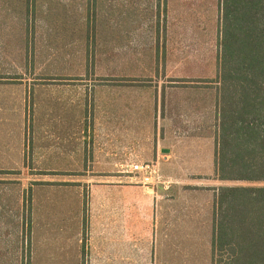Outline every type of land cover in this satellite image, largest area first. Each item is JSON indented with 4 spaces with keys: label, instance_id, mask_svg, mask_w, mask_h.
<instances>
[{
    "label": "crops",
    "instance_id": "obj_1",
    "mask_svg": "<svg viewBox=\"0 0 264 264\" xmlns=\"http://www.w3.org/2000/svg\"><path fill=\"white\" fill-rule=\"evenodd\" d=\"M34 1L19 3L21 8L27 9L20 18L21 24L30 25L24 28L28 32L25 41L30 46L26 52L34 51L35 55V62L29 65V70L56 73L43 75L56 79H43L32 98L37 110L31 113L30 121L31 125L39 127L44 147H94L97 125L94 122L84 124L83 121L92 115L79 111V87L69 76L68 80L63 79L64 72L80 69L75 56L80 55L82 48L87 49L83 52L87 56L94 50L101 53L102 49L103 55L108 57L106 62L94 65L89 71H118L130 86L144 78L145 72L171 73V78L185 83L187 77L176 76V73L207 71V59L198 57L202 35L206 44L205 32L200 27L194 30L191 27V24L202 23V18L187 15L193 5L200 7L205 0H104L108 3L107 12L97 17L76 15L77 6L64 0H38V7L54 9L56 14L33 18L29 10ZM218 1L212 0L213 7L218 8ZM149 6H163L167 14L145 16L144 9ZM65 8L75 11L74 15L65 16ZM117 12L121 14L117 15ZM98 32L104 34L103 40L97 38ZM193 39H196L195 53L189 49ZM217 65L211 71H218ZM0 82L11 83L6 79ZM119 104L117 111L113 109L104 113L105 147H142V137L146 134L156 135L157 130H165L162 135L167 137L178 134V131L183 135L191 127L192 120L187 115L160 119L156 126V120L151 118L145 122L142 118V101L122 97ZM81 126L83 130L87 127V135L82 133V137H88L87 141L81 139ZM81 140L84 141L82 144ZM36 143L35 140L34 145ZM212 169L209 177L205 178V185L180 179L168 188L159 184L145 186L134 177L82 179L84 183L91 184L88 208L82 219L80 209L63 210L61 221L67 224L61 229L62 234L67 232V240H78L77 250L79 244H83V258L66 244L67 247L63 248L71 251L66 260L71 261L67 263L61 258L55 263L47 262L43 258L38 259L31 247L25 264H213L211 243L216 197L219 188L228 184L215 176V158ZM168 180L171 179L165 181L170 183ZM72 181L56 180L61 183ZM201 186L204 189L199 188ZM70 215H75L72 222H76L72 235L68 225ZM30 233L32 236V228ZM80 235H83L82 241Z\"/></svg>",
    "mask_w": 264,
    "mask_h": 264
},
{
    "label": "rangeland",
    "instance_id": "obj_2",
    "mask_svg": "<svg viewBox=\"0 0 264 264\" xmlns=\"http://www.w3.org/2000/svg\"><path fill=\"white\" fill-rule=\"evenodd\" d=\"M22 1L0 2V80L11 81L0 82V264H25V259L30 256L31 247L38 259L43 258L47 262L55 263L57 259L64 258L68 263L71 260L66 259L69 258L71 251L63 247H67L66 244L72 246V250L78 251L83 258L84 246L79 244L77 250L78 240L75 238L67 240V232L62 234L61 228L67 223H62L61 214L63 210L80 209L81 219L84 217L88 208V188L91 184L84 183L82 179L99 176L138 179L141 175L130 173L129 165L149 163L162 179L172 180V182L168 180L170 185L180 179L188 183L206 184L205 178L212 173V166L214 168L218 134L216 101L220 83L216 82L217 71L211 70L218 64L221 53L219 46L221 10L213 7L212 0H205L200 7L193 5V9L187 12V15L202 18V23L191 24V27L193 30L200 27L202 32H205L206 44L202 35L201 54L198 57L206 58L208 62L207 71L176 73V76L187 77L185 83H181L180 79L171 78L173 76L171 73L145 72L144 78L130 86L125 83L122 73L118 71L98 69L89 71L94 65L106 62L108 57L103 55L102 49L101 53L94 50L88 56L84 54L87 49H80V55L75 56L80 69L64 72L63 79L68 80L69 76L70 80L75 81L74 85L79 87V111L92 115L83 121L84 124L94 122L97 125L94 129V147L92 145V147H44L39 127H34L30 121L31 113L37 110L33 106L32 98L36 88L43 83V79H56L43 75L56 73L29 70V65L35 62V55L34 51L26 52L30 46H27L25 41L28 32L24 31V28L30 25L21 24L22 14L27 13L26 8L19 6ZM64 2L70 5L74 3L77 6L76 15L80 16L97 17L107 12L108 3L104 0ZM32 5L29 15L33 18L56 14L53 12L54 9L38 7V0L32 2ZM74 13L71 9L65 8L63 14L68 16ZM166 14L167 9L163 6L158 8L149 6L144 9L145 16ZM31 27L32 34L34 30L33 26ZM103 36L104 34L100 32L97 38L103 40ZM195 45L196 39H193L192 47L189 48L193 50V52L190 50L191 53H195ZM77 86H74V89ZM123 87L125 89H122ZM122 97L142 101L141 116L143 115L145 122L152 118L153 121L156 120L157 126L160 119L187 115L192 120L191 127L187 128L183 135H180L182 131H178V134L167 137L162 135L165 130L160 132L157 130L159 134L156 135L146 134L142 137V147L132 145L105 147L104 113L113 109L117 111ZM83 132L87 135V127L83 130L81 126V139L87 141V136L82 137ZM84 141L81 140V144ZM162 148H169L170 152L164 153L161 151ZM56 180L73 181L61 183ZM225 183L264 186V182L225 181ZM203 187L199 188L204 189ZM68 218L69 233L72 235L74 234L72 227L76 225V222H72L75 215ZM82 238L83 235H80L81 241Z\"/></svg>",
    "mask_w": 264,
    "mask_h": 264
},
{
    "label": "trees",
    "instance_id": "obj_3",
    "mask_svg": "<svg viewBox=\"0 0 264 264\" xmlns=\"http://www.w3.org/2000/svg\"><path fill=\"white\" fill-rule=\"evenodd\" d=\"M215 176L264 182V0H219ZM213 264H264V186L227 185L216 197Z\"/></svg>",
    "mask_w": 264,
    "mask_h": 264
},
{
    "label": "built area",
    "instance_id": "obj_4",
    "mask_svg": "<svg viewBox=\"0 0 264 264\" xmlns=\"http://www.w3.org/2000/svg\"><path fill=\"white\" fill-rule=\"evenodd\" d=\"M130 173L132 174H140L139 181L141 184H144L145 186H154V185H162L165 188H168L170 186L169 182H166L163 180L154 169L153 165L149 163L145 164H138L133 163L129 165Z\"/></svg>",
    "mask_w": 264,
    "mask_h": 264
},
{
    "label": "water",
    "instance_id": "obj_5",
    "mask_svg": "<svg viewBox=\"0 0 264 264\" xmlns=\"http://www.w3.org/2000/svg\"><path fill=\"white\" fill-rule=\"evenodd\" d=\"M161 151L164 152V153H167V152H169V149L163 148Z\"/></svg>",
    "mask_w": 264,
    "mask_h": 264
}]
</instances>
